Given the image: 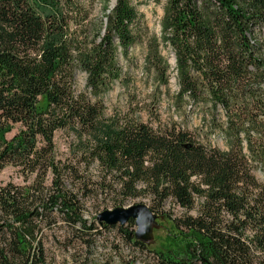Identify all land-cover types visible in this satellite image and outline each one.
I'll list each match as a JSON object with an SVG mask.
<instances>
[{
	"label": "trees",
	"instance_id": "16d2710c",
	"mask_svg": "<svg viewBox=\"0 0 264 264\" xmlns=\"http://www.w3.org/2000/svg\"><path fill=\"white\" fill-rule=\"evenodd\" d=\"M110 1L89 28L80 0H0V173L13 167L24 180L0 186V264H53L47 240L60 222L90 248L99 231L85 217L93 195L148 200L169 219L166 240L153 245L136 239L135 220L100 224L151 264H264V183L255 175L264 170V0H167L160 37L141 0ZM143 44L157 87L176 76V112L199 110L196 132L108 117L121 61ZM58 132L74 138L65 161ZM216 134L225 150L211 145Z\"/></svg>",
	"mask_w": 264,
	"mask_h": 264
},
{
	"label": "rangeland",
	"instance_id": "374dc122",
	"mask_svg": "<svg viewBox=\"0 0 264 264\" xmlns=\"http://www.w3.org/2000/svg\"><path fill=\"white\" fill-rule=\"evenodd\" d=\"M89 13V28L98 26L99 20L103 18V6L107 0H80ZM167 0H141L140 12L151 35L160 37L161 20L164 15V7ZM115 0L110 1V7H114ZM146 44L138 46L131 53L130 60L121 61V67L125 73L123 83H116L105 97V105L108 117H115L131 113L140 118L144 123L158 128L160 124L177 122L181 128L196 132L201 126L198 118V109L188 105L181 114H178L174 105V97L178 92L176 76L170 73V87L159 88L154 82L153 76L144 68L146 56ZM163 55L169 60L174 68V56L162 48ZM86 75L78 73L77 91H84L86 87ZM188 108V109H187ZM18 131L16 128L8 138H12ZM212 146L226 149L224 140L218 135L209 138ZM56 153L58 159L65 161L70 159L74 148V138L65 132H58L55 136ZM95 175V170H91ZM255 175L261 183H264V170L256 169ZM24 185V180L13 167H7L0 173V186L8 183ZM135 205L150 206L148 200L128 201L124 204L118 203L112 197L104 195H93L85 200V217L89 222H97L99 231L94 234L91 247L82 249L67 234V227L60 222V229L48 234L47 248L49 257L53 264H151L145 255L136 252L128 246L121 238L119 229H104L98 223V216L106 211H114L118 208H130ZM171 208H175L170 205ZM158 229L153 232L154 244L163 243L170 232V221L167 217L160 215L157 220ZM137 230V226L135 227Z\"/></svg>",
	"mask_w": 264,
	"mask_h": 264
},
{
	"label": "water",
	"instance_id": "95a60500",
	"mask_svg": "<svg viewBox=\"0 0 264 264\" xmlns=\"http://www.w3.org/2000/svg\"><path fill=\"white\" fill-rule=\"evenodd\" d=\"M135 220L137 230L136 239L144 244L153 245V232L158 229V217L152 213L146 205H135L130 208H118L114 211H106L98 216L99 224L115 226L125 225L129 220Z\"/></svg>",
	"mask_w": 264,
	"mask_h": 264
}]
</instances>
